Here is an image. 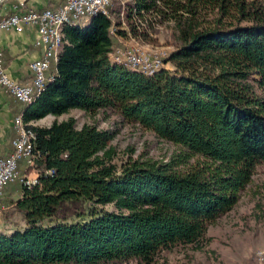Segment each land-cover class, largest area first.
Returning a JSON list of instances; mask_svg holds the SVG:
<instances>
[{
    "label": "trees",
    "instance_id": "obj_1",
    "mask_svg": "<svg viewBox=\"0 0 264 264\" xmlns=\"http://www.w3.org/2000/svg\"><path fill=\"white\" fill-rule=\"evenodd\" d=\"M113 2L60 26L40 90L15 100V114L29 122L69 107L108 109L176 149L117 164L110 129L76 126L72 115L28 124L22 172L35 178L0 192L22 220L0 230V264H150L163 250L199 246L264 163V0ZM164 23L174 36L170 68L145 74L112 60L117 36L154 40L149 32Z\"/></svg>",
    "mask_w": 264,
    "mask_h": 264
},
{
    "label": "rangeland",
    "instance_id": "obj_2",
    "mask_svg": "<svg viewBox=\"0 0 264 264\" xmlns=\"http://www.w3.org/2000/svg\"><path fill=\"white\" fill-rule=\"evenodd\" d=\"M113 1L123 2L109 0L104 13H107L108 7L114 3ZM119 16L121 22L118 27L125 28L121 12ZM115 21L116 17H113L109 24L111 33H115ZM149 34L154 37V40H141L129 34L117 36L118 43L113 46L116 48L111 54L112 60L115 61L117 58V49L125 47L128 52L137 50L152 56H162V58H159V64L146 65V68L141 62H133L127 58H119L118 63L140 70L145 74H152L160 67L170 68L171 63L164 61L167 52L174 47V36L170 24H157L154 31H150ZM68 115L74 117L76 126H80L83 122H92L99 128L112 130L113 136L108 140V143L115 147L113 161L117 164L128 155L139 158L165 159L176 149V145L159 138L153 131L143 128L137 123L122 122L116 113L108 109H97L93 113H89L81 108L69 107L59 114L47 113L38 118L34 124L47 125L52 119L60 120ZM27 121L29 122L23 120L27 125L32 124V120ZM21 175L30 179L35 178L33 171L24 173L20 169V173L13 180L19 179ZM5 205L6 203L0 205V230L7 232L8 228L14 224L20 225L22 220L18 211L12 209L11 206L7 208ZM94 206L106 210L115 209L111 203H95ZM71 218L75 217L69 219ZM205 235L206 239L199 246L185 244L163 250L160 256L150 264H257L264 253V163L256 166L250 181L240 191L232 206L215 216L207 224ZM130 264L137 263L131 261Z\"/></svg>",
    "mask_w": 264,
    "mask_h": 264
},
{
    "label": "built area",
    "instance_id": "obj_3",
    "mask_svg": "<svg viewBox=\"0 0 264 264\" xmlns=\"http://www.w3.org/2000/svg\"><path fill=\"white\" fill-rule=\"evenodd\" d=\"M109 4V0H62L55 7H42L40 9L20 10L15 5V10L0 18V30L14 27L20 29L23 25L34 26L35 34L33 43L41 45L42 50L38 57L28 62L32 77L30 83L20 84L11 79L5 72L0 53V88L5 89L12 97L18 101L27 102L32 96L38 84H42L45 79V70L49 63L54 60V40L55 22L60 18H77L86 15L91 9H104ZM118 57H126L131 61H140L144 68L146 64L158 63V57L146 52H128L124 47L117 49ZM12 126L14 135L10 139L11 149L3 156H0V191L9 181L18 176L17 162L23 160L25 164L31 162L32 135L22 130L18 125V113L13 117ZM24 183L34 181L25 175L19 176Z\"/></svg>",
    "mask_w": 264,
    "mask_h": 264
},
{
    "label": "crops",
    "instance_id": "obj_4",
    "mask_svg": "<svg viewBox=\"0 0 264 264\" xmlns=\"http://www.w3.org/2000/svg\"><path fill=\"white\" fill-rule=\"evenodd\" d=\"M62 0H0V18L18 9H40L42 7H55ZM123 1V0H121ZM34 26L25 24L20 29L14 27L0 30V53L7 75L20 84L30 83L32 73L28 62L41 53L42 46L33 43ZM16 99L5 89L0 88V156L10 149V139L15 131L12 118L16 112ZM20 115V114H19ZM40 118V117H39ZM33 119L31 122L37 120ZM24 161L18 160V173L24 167Z\"/></svg>",
    "mask_w": 264,
    "mask_h": 264
},
{
    "label": "bare ground",
    "instance_id": "obj_5",
    "mask_svg": "<svg viewBox=\"0 0 264 264\" xmlns=\"http://www.w3.org/2000/svg\"><path fill=\"white\" fill-rule=\"evenodd\" d=\"M105 9H106V6H104V9H91L87 14H91V13H95V12H102L104 13L105 12ZM96 14V13H95ZM70 18H60L58 19L56 22H55V32H54V40L58 41L56 42L55 44V48H54V60H55V50H56V47L58 46V44L60 43L61 41V37H62V33H61V30H60V26L68 21ZM71 20V19H70ZM71 22V21H70ZM128 51V50H127ZM119 58H126V57H118L115 59V61H119ZM159 58H162V57H158V63H150V64H146V65H151V64H159ZM128 59V58H127ZM133 62H140V61H133ZM143 65V64H142ZM144 66V65H143ZM42 84H43V79H42ZM42 84H38V86L36 87L35 91L34 92H37L38 90H40L41 88V85ZM32 96H30L27 100L30 101ZM18 125L20 126V128L22 130H25L27 133L31 134L32 135V131L30 130V128L27 127V124H25L22 120V117L21 115L19 116L18 114Z\"/></svg>",
    "mask_w": 264,
    "mask_h": 264
}]
</instances>
